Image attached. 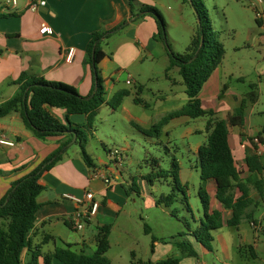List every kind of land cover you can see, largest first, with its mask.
<instances>
[{"label": "crops", "instance_id": "1", "mask_svg": "<svg viewBox=\"0 0 264 264\" xmlns=\"http://www.w3.org/2000/svg\"><path fill=\"white\" fill-rule=\"evenodd\" d=\"M46 1L47 6L38 12L30 11L26 0H18L16 7L8 9H4L5 3H0V104L10 99L17 92L19 86L14 85L13 82L23 72L43 77L49 82H61L73 86L83 97L93 93L94 76L90 65L86 62V50L94 32H111L126 23L124 29L111 36H119L120 42L117 43L115 50L109 54L103 48L106 57L99 64V69L104 79L105 90H110L115 86L123 69L132 67L144 58L153 57V52L161 43L154 39L158 33L156 20L151 16H144L140 19L134 18L129 0ZM137 1L141 5H148L151 2L154 4L152 0ZM44 26L52 30L51 35L40 34V29ZM122 33H125L124 36ZM70 50L74 51L71 57L69 56ZM116 66L120 69H118L117 78L114 80L108 77V73ZM222 67L221 63L215 72ZM129 79L132 84V77ZM221 85L224 88L222 82ZM202 93L203 91L200 93L202 108L214 110L219 118V114L225 112L226 117L224 119L228 115H234L244 99L241 97L239 102L238 96L229 91L218 93L222 94V98L217 94L203 98ZM228 97L234 98L236 101L234 105L227 101ZM46 110L59 122L67 125L66 110L51 106H46ZM83 119L87 121V117L82 114L69 116V120L74 126H83L78 123ZM246 124L247 109L244 127ZM0 131L4 132L7 138L15 143L13 147L0 145V158H4L1 161L2 171L5 172L2 173L3 176L0 175V201L7 194L12 183L29 175L41 166L67 141L68 135H70L66 132L63 136L50 137L41 141L26 128L17 113L0 119ZM245 137L239 133L232 136L229 131V144L237 169L242 168L243 170V172L239 170L243 180L251 177L246 164V154L247 150H252L248 145L249 143L245 141ZM79 149L80 147L75 142L70 143L63 157L45 171L39 179L45 190L37 199L40 208L37 211L35 226L30 236L33 245H41L43 255L53 254L57 246L66 244L71 245L72 250L78 253L91 255L87 251H92V248L96 250V235L100 227L111 225V237L112 231L121 216H123L121 224L132 221L133 213L124 209V204L128 199L125 185L140 197L148 198L151 204L162 207V205H157V201L153 199L148 189L147 193L145 192L144 184L148 182L145 177L140 181L139 186L135 179L128 180L124 170L115 166V169L104 171L113 176L109 186H106L102 180L94 178L93 170L98 169V167L89 168L83 161ZM252 152L255 153V151ZM6 159L7 162H4ZM136 185L140 190L139 194L135 191ZM251 187L252 185L249 186V195L254 200L252 205L257 208L254 209L253 206L248 209V212L253 215L252 223L247 221L250 230L243 228L241 224L238 227H232L237 230L239 240L231 235V240L229 241L226 237L227 241H225L221 233L218 235L219 244L214 239L215 248L211 247L208 251L193 237L187 235L186 237L198 253V257L181 256L179 252L178 257L167 258H180L179 264H210L206 260L209 256L214 257L219 264H252L254 262L264 264V248L261 247L260 243V235L264 234V212L259 214V220L255 218L259 208L257 198L253 195ZM216 190L215 180H208L207 191L211 199L210 210L221 212L223 222V227L216 233L214 232V238L221 230L230 227L227 223L232 217V211L225 209L216 199ZM87 192H92L94 200L99 204L97 213L84 222L83 230L70 229L74 234L62 233L60 225L67 226V223H71L70 219L82 209L81 206L64 199L63 196L69 194L84 198ZM234 194L235 199L241 196L238 189L235 190ZM162 211L164 213V210ZM188 213H192V211H188ZM202 219L203 216L197 220L194 219V226L185 222L187 232L182 234L188 233L187 225L193 230L198 228ZM67 227L69 228V226ZM123 229L124 233H129L125 226ZM155 238L154 251L151 252V258L148 260L157 263L167 259L165 256L170 247H175V245L172 240L166 241L158 237ZM44 240L46 243H43ZM50 243H53L52 249H49L48 252L44 251ZM25 256L26 251L23 254V260H25ZM132 257L135 260L140 259L135 252H132ZM212 263L216 264L215 262ZM40 264H44L43 259H40ZM52 264L65 263L53 257Z\"/></svg>", "mask_w": 264, "mask_h": 264}, {"label": "rangeland", "instance_id": "2", "mask_svg": "<svg viewBox=\"0 0 264 264\" xmlns=\"http://www.w3.org/2000/svg\"><path fill=\"white\" fill-rule=\"evenodd\" d=\"M6 1L0 0V3ZM152 1L154 4L151 2L148 5L156 7L166 21L167 41L172 51L184 55L198 28L194 8L183 0ZM202 2L208 10L217 39L225 48L223 67L214 72L204 84L202 97L211 94L220 95L218 93L223 91L222 82L225 87L223 93L232 92L238 96L239 102L241 97L247 100L246 126L244 128L229 126V131L232 136L237 133L246 136L245 141L249 143L250 149L264 160V144L257 139L258 133L264 126V3L258 0H202ZM124 34L122 33V36ZM119 42L117 35L109 37L102 46L111 54ZM169 61L164 44L159 43L158 48L153 52V57L144 58L132 67L123 69L115 86L110 90L106 89L107 101H110L119 90L125 89L131 92L117 110H113L105 103L91 125H87L84 119L78 122L86 126L83 128L88 134L86 151L95 167L102 171L115 169V162L109 152L122 151L124 159L123 167L120 168L124 170L128 180L135 179L139 185L143 177L154 173L152 183L144 184L145 192L147 193L148 189L155 201L162 196L176 195V202L170 207H164L165 205L157 207L151 204L148 198L140 197L130 191L126 185L124 186L128 197L124 209L132 212L133 217L132 221L121 224L123 218L121 216L112 231L109 240L111 248L107 253L112 264H131L132 252L137 253V257L145 261L150 259L154 236L171 241V237H178L187 232L185 222L194 226V219L203 216V207L198 195L201 179L197 152L200 146L207 143L206 125L209 118L175 119L164 127L159 138L147 137L132 125L135 123L148 129L168 113L186 105L188 97L178 69L174 68L169 73L166 72ZM118 69H120L118 66L112 68L108 77L116 80ZM129 77L133 79L132 84L126 83ZM139 87H142L140 91ZM252 93L256 96V102H252ZM135 98H140L143 103H136ZM227 101L233 105L236 102L233 97H228ZM219 115L221 119L226 117L225 112ZM3 159L0 158L1 176L5 173L2 171ZM173 159H177L180 164L179 181L185 187H177L171 177H156L158 172L171 169ZM4 162H7V159ZM239 170L243 172L242 168ZM180 189L186 192L192 213H188L184 194ZM251 190L258 201L259 210L255 218L259 220V214L264 212V199L259 197L253 186ZM255 208L257 207L254 206ZM123 226L128 229V234L124 233ZM146 226L153 229L151 233L146 232ZM241 226L250 230L247 221H243ZM60 229L62 233L74 234L63 224L60 225ZM221 233L225 241L227 238L230 241L231 235L239 240L237 230L226 227L215 236L217 244H219L218 235ZM184 238L188 240V237ZM216 243L213 241L211 247L215 248ZM260 243L264 248V234L260 235ZM52 247L53 243H50L44 251L48 252ZM92 249L87 253L93 255L96 250ZM178 256L179 251L171 246L165 257ZM206 260L210 264H213L212 262L219 264L212 256Z\"/></svg>", "mask_w": 264, "mask_h": 264}, {"label": "trees", "instance_id": "3", "mask_svg": "<svg viewBox=\"0 0 264 264\" xmlns=\"http://www.w3.org/2000/svg\"><path fill=\"white\" fill-rule=\"evenodd\" d=\"M183 1L189 2L194 8L198 19V28L187 53L179 55L172 51L167 41V24L162 13L156 7L141 5L137 0H129L134 18L140 19L144 16H151L156 20L158 33L154 36V39L164 44L170 60L166 72L169 73L174 68L178 69L188 97L184 107L168 113L152 127L146 129L135 123H132V125L147 137L159 138L164 127L174 119L182 117L190 119L209 118L206 125L207 143L200 146L197 152L201 179L198 195L203 207V219L198 228L193 230L187 225V234H180L178 237L172 238L173 244L181 256L197 258L198 253L191 242L184 237L191 236L204 248L210 249L214 241L213 233L223 227L221 212L210 210L211 199L207 191L208 180H215L217 185L216 199L225 209L232 211V217L227 223L230 227H238L243 220L252 223L253 215L248 212V209L254 204V200L249 195V186L252 185L259 197L264 199V160L259 154L247 150L246 164L251 177L245 180L240 177L229 144V126L244 127L248 106L246 99L242 100L235 114L228 115L226 119L218 118L217 113L212 109L205 110L202 108L200 93L204 84L221 65L225 56V48L217 39L212 20L202 0ZM137 8L138 11L136 12ZM257 22L258 24L261 23L258 19ZM125 26L126 23L111 32L99 31L92 34V39L86 50V62L90 65L94 76V90L89 96H81L76 88L68 84L49 82L43 77L23 72L13 82L14 85L19 86L17 92L10 99L0 104V119L13 113L19 114L26 128L31 131L35 138L41 141H45L50 137L63 136L66 132L70 133L67 141L41 166L29 175L12 183L7 194L0 201V264H40V259H43L44 264H52L53 257L65 264H111L110 259L107 257L110 249L111 225H105L98 229L96 235L97 248L93 255L78 253L72 250V246L68 244L57 246L53 254L43 255L41 245H33L30 233L35 226L36 214L40 208L37 199L45 190L39 179L45 171L63 157L68 145L74 139V133H76L75 144L80 147L83 161L89 168H95L92 158L86 151L88 134L83 129L86 126H74L70 122L69 116L85 115L87 125H91L97 112L105 103L109 104L113 110H117L124 98L131 94L130 91L122 89L107 102L104 79L99 69V64L106 57L102 46L104 41L124 29ZM141 89L142 87H139V91ZM220 97L222 98V94ZM251 97L252 102H256L254 93ZM135 102L143 103L140 98H135ZM46 106L66 110L67 125L62 124L51 115L46 110ZM257 139L264 144V126L258 133ZM180 171L179 162L177 159H173L171 169L158 172L156 177H171L177 187L181 186L182 188L185 186H182L179 181ZM154 175L152 173L145 179L151 184ZM236 189L241 192L238 199H235ZM135 191L138 194L140 192L137 185ZM180 191L184 194L188 211H191L186 192L181 189ZM175 202L176 195L169 194L162 196L156 203L157 205L170 207ZM67 226L72 230L74 229L71 223H67ZM146 232L151 233L148 226H146ZM155 241L156 238L153 237L152 253ZM43 243H46V240ZM25 251L26 256L23 260ZM179 263L180 258H167L157 263L151 260L143 261L133 258L131 262V264Z\"/></svg>", "mask_w": 264, "mask_h": 264}, {"label": "built area", "instance_id": "4", "mask_svg": "<svg viewBox=\"0 0 264 264\" xmlns=\"http://www.w3.org/2000/svg\"><path fill=\"white\" fill-rule=\"evenodd\" d=\"M28 9L32 12H38L40 9L47 6L46 0H26ZM259 2H263V0H258ZM18 5V0H7L4 9L14 8ZM40 34L42 35H51L52 30L47 26H44L40 29ZM73 50H70L69 56L73 55ZM127 84H131V80L127 81ZM0 145L13 147L15 143L9 140L4 132L0 131ZM109 155L115 162L116 167H121L123 165V152L119 150H113L109 152ZM93 177L96 179H100L106 186H109L112 183L113 176L111 174L105 173L100 169L93 170ZM64 199L70 200L77 205L81 206V211L77 212L71 219V224L74 229L80 231L84 229V222L88 220V218L95 216L98 211L99 204L94 200V195L92 192H87L84 195V198H79L73 195L65 194Z\"/></svg>", "mask_w": 264, "mask_h": 264}, {"label": "water", "instance_id": "5", "mask_svg": "<svg viewBox=\"0 0 264 264\" xmlns=\"http://www.w3.org/2000/svg\"><path fill=\"white\" fill-rule=\"evenodd\" d=\"M202 43H203V41H202ZM68 133V132H67ZM74 142H76V133H74V139H73V141L71 142V144H73Z\"/></svg>", "mask_w": 264, "mask_h": 264}]
</instances>
